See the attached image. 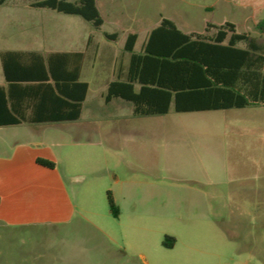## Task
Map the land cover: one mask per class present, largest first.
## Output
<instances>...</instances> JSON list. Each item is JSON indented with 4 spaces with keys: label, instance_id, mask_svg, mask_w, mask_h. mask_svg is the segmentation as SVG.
I'll return each instance as SVG.
<instances>
[{
    "label": "rangeland",
    "instance_id": "374dc122",
    "mask_svg": "<svg viewBox=\"0 0 264 264\" xmlns=\"http://www.w3.org/2000/svg\"><path fill=\"white\" fill-rule=\"evenodd\" d=\"M29 1L0 6V39L7 46L61 51L93 38L82 69L89 83L82 116L16 130L23 139L45 140L60 157L62 144L81 148L70 155L71 166L63 169L59 161V167L81 178L67 180L85 216L0 223V264H235L239 254L264 263V106L136 116L120 99L106 104L113 61L116 72L127 64L123 29L137 30L139 51L145 27L105 23L98 29L80 15L21 9ZM133 1L124 7L151 22L162 13L184 31H203L207 23L229 21L264 42L256 29L264 0ZM105 32L119 37L108 40Z\"/></svg>",
    "mask_w": 264,
    "mask_h": 264
},
{
    "label": "trees",
    "instance_id": "16d2710c",
    "mask_svg": "<svg viewBox=\"0 0 264 264\" xmlns=\"http://www.w3.org/2000/svg\"><path fill=\"white\" fill-rule=\"evenodd\" d=\"M7 0H0V5ZM33 7L80 15L96 28L103 17L96 0H30ZM264 33V19L256 24ZM108 40L118 32H105ZM90 40V39H89ZM137 33H129L127 73L118 74L102 94L104 102L121 99L136 116L264 106V42L233 22L207 23L203 31L185 32L163 17L135 50ZM6 86L0 85V126L41 124L80 118L89 84L81 80L83 51L4 50ZM37 163L53 168L51 159ZM111 212L118 210L108 191ZM174 242L164 241L171 247Z\"/></svg>",
    "mask_w": 264,
    "mask_h": 264
},
{
    "label": "crops",
    "instance_id": "0c3cea01",
    "mask_svg": "<svg viewBox=\"0 0 264 264\" xmlns=\"http://www.w3.org/2000/svg\"><path fill=\"white\" fill-rule=\"evenodd\" d=\"M7 2L8 0L2 5H6ZM96 3L103 17V25L108 23L110 25L121 27H133L135 25L144 26V40L146 39L148 32L153 27L157 26L163 17H166L161 13L154 22H151L149 21L148 16L144 13L131 12V10L125 8L124 5L127 3L134 4L133 0H101V6L98 4V0H96ZM16 7L19 6L17 5L15 8ZM20 7L21 9L23 7L39 8L31 6L29 3L28 5H20ZM30 18L32 17L30 16ZM192 31L195 30L185 32ZM123 33L125 35V40L129 33H137L139 39V33L137 30L132 28L123 29ZM144 40L142 42V46ZM92 41L93 38L90 35L86 43H84L81 48H71L61 51H83L86 58ZM142 46L140 50L142 49ZM4 50H36L42 52L44 55L51 51H57L50 49L39 50L21 48L18 46L9 47L0 39V55ZM95 53V56L97 57V49H95ZM128 62L129 55L126 67L122 66L123 68H121V66H119V71L116 72L118 68V60L115 58L113 61V71L116 73V76L118 74H121L122 78L126 76ZM0 70V85L6 86L7 84L3 73L1 56ZM81 80L83 79L81 78ZM115 100L116 99L112 100L110 103ZM82 114L83 110L81 116ZM45 124L48 123H22L18 125L0 126V223L6 226L16 227L43 223H69L78 215L83 217L85 216L83 215V210L79 209L77 206L73 192L71 191L67 180L69 179L74 182L81 178H79V176H69L59 167V161L63 163V169L71 166L70 155L78 154L81 148L79 146L71 145V143L62 144L65 146L66 152L65 155L60 157L52 146L47 144L45 140L31 138L23 139L21 138L22 135L18 133L19 131H16L18 128L22 127L30 131L31 129H35ZM39 157L53 160L55 162V166L53 168H49L37 163L36 160ZM238 258H241V260H236V263L234 262L235 264H251V262L244 259L241 254L238 255Z\"/></svg>",
    "mask_w": 264,
    "mask_h": 264
}]
</instances>
